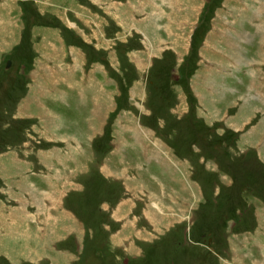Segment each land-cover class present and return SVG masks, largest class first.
Wrapping results in <instances>:
<instances>
[{"label":"rangeland","instance_id":"rangeland-1","mask_svg":"<svg viewBox=\"0 0 264 264\" xmlns=\"http://www.w3.org/2000/svg\"><path fill=\"white\" fill-rule=\"evenodd\" d=\"M0 264H264V0H0Z\"/></svg>","mask_w":264,"mask_h":264},{"label":"crops","instance_id":"crops-1","mask_svg":"<svg viewBox=\"0 0 264 264\" xmlns=\"http://www.w3.org/2000/svg\"><path fill=\"white\" fill-rule=\"evenodd\" d=\"M6 3V2H5ZM134 6V5H133ZM93 104H94V101H93ZM94 105H96V104H94ZM236 255V254H235ZM250 255H253V253H250Z\"/></svg>","mask_w":264,"mask_h":264}]
</instances>
